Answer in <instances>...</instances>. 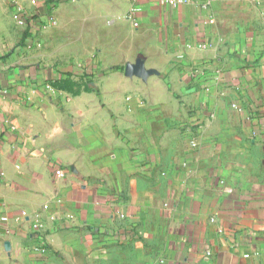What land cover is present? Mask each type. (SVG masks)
I'll list each match as a JSON object with an SVG mask.
<instances>
[{
    "label": "crops",
    "instance_id": "0c3cea01",
    "mask_svg": "<svg viewBox=\"0 0 264 264\" xmlns=\"http://www.w3.org/2000/svg\"><path fill=\"white\" fill-rule=\"evenodd\" d=\"M0 264H264V0H0Z\"/></svg>",
    "mask_w": 264,
    "mask_h": 264
},
{
    "label": "rangeland",
    "instance_id": "374dc122",
    "mask_svg": "<svg viewBox=\"0 0 264 264\" xmlns=\"http://www.w3.org/2000/svg\"><path fill=\"white\" fill-rule=\"evenodd\" d=\"M58 25H56V22H53L49 28V35H51L53 38L55 36H59L61 29H58ZM90 64H93L92 62ZM89 63L85 60H80L74 58L70 63L64 64L63 61H60L56 66H60L61 68H69L74 73L72 75H64L61 76L58 80L52 81L50 84L45 86V89L42 91L43 96H48L52 92L54 96V102L55 106H57L60 110L66 108L71 112H74L77 108V99L78 97H82V93L84 90L87 92V96H91L90 94L93 93L94 89V83L89 81L88 77L85 75L86 71L88 69ZM94 66V64L92 65ZM96 67L93 68L92 72H99L100 64H95ZM93 74V73H92ZM93 81L96 82L97 78H93ZM66 99L65 104H62L61 96H63ZM70 106V107H68ZM67 110L64 109V112ZM77 112V111H76ZM74 112V113H76Z\"/></svg>",
    "mask_w": 264,
    "mask_h": 264
},
{
    "label": "built area",
    "instance_id": "2783aa9c",
    "mask_svg": "<svg viewBox=\"0 0 264 264\" xmlns=\"http://www.w3.org/2000/svg\"><path fill=\"white\" fill-rule=\"evenodd\" d=\"M170 1L176 2L177 0H170ZM211 1L212 0H203V6L207 7L211 3ZM133 12H135V9L133 10ZM64 175H65V171L62 168L57 169V176L61 177ZM46 207H48V206H46ZM1 220L3 222H6V221H8V217L2 216ZM36 228H37L36 231H38V235H39L38 238H39L40 243L34 248V253L40 254V255H45L50 250V247L48 246V244L45 241L44 225L41 223L37 224Z\"/></svg>",
    "mask_w": 264,
    "mask_h": 264
},
{
    "label": "water",
    "instance_id": "95a60500",
    "mask_svg": "<svg viewBox=\"0 0 264 264\" xmlns=\"http://www.w3.org/2000/svg\"><path fill=\"white\" fill-rule=\"evenodd\" d=\"M127 73L128 74H138L140 76H146L147 73L142 69V64L139 63L137 66L128 65L127 66ZM6 248L10 249V242L5 243Z\"/></svg>",
    "mask_w": 264,
    "mask_h": 264
},
{
    "label": "trees",
    "instance_id": "16d2710c",
    "mask_svg": "<svg viewBox=\"0 0 264 264\" xmlns=\"http://www.w3.org/2000/svg\"><path fill=\"white\" fill-rule=\"evenodd\" d=\"M88 67V69H87V71H86V76L88 77V79H89V81L90 82H93V78H94V76H101V75H104L105 73H106V71H100V72H98V73H91L90 71H91V67H90V65H88L87 66ZM119 69H121L122 70V67H120V66H116V67H113V68H111V70H119Z\"/></svg>",
    "mask_w": 264,
    "mask_h": 264
}]
</instances>
